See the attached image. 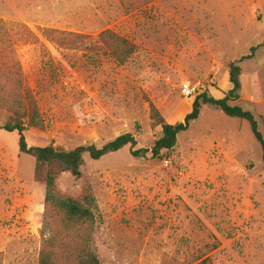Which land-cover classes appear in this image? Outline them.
<instances>
[{"label":"rangeland","instance_id":"rangeland-1","mask_svg":"<svg viewBox=\"0 0 264 264\" xmlns=\"http://www.w3.org/2000/svg\"><path fill=\"white\" fill-rule=\"evenodd\" d=\"M0 21V64L20 65L27 102L44 121L25 132L31 147L101 148L131 133L136 149H151L162 129L150 103L167 123L182 122L196 96L224 97L229 64L252 48L233 105L252 112L264 135V0H156L132 12L119 0H0ZM47 28L89 39L63 50L44 38ZM106 30L136 45L126 64L90 48ZM184 84L195 89L189 98ZM10 116L0 109L1 124ZM18 142L0 130L1 264H39L43 250L65 263V246L87 238L100 264H264L262 147L248 122L204 106L160 157H134L130 146L100 160L85 154L82 176L63 173L54 188L83 206L94 199L93 229L79 237L47 212V170Z\"/></svg>","mask_w":264,"mask_h":264},{"label":"trees","instance_id":"trees-1","mask_svg":"<svg viewBox=\"0 0 264 264\" xmlns=\"http://www.w3.org/2000/svg\"><path fill=\"white\" fill-rule=\"evenodd\" d=\"M124 9L128 12L135 11L138 7L145 6L156 0H119ZM2 26H6L5 21H0ZM44 38L63 50L78 51L83 47V41L89 38L85 35L67 32L52 28L42 31ZM101 43L102 46L98 44ZM93 45V46H92ZM107 48L114 59L121 65L135 53L137 47L130 40L111 31H103L94 41L90 48L92 51ZM257 48H252L250 54L242 57L238 62L229 64V82L231 88L223 98L217 99L209 92H204L195 97L191 111L185 116L184 120L177 124H169L161 116L156 107L150 103V118L162 129V136L155 142L151 149H136L137 142L133 134L126 133L118 136L113 141L108 142L101 148L95 145L80 146L73 150H58L53 146L31 147L26 139L25 132L28 129H44V121L40 110L35 103L27 102V95L24 87L21 67L18 63L14 64L15 70L5 69L0 64V109L11 114L10 119L5 123H0V130L8 133L17 132L19 136V150L36 160L37 168L45 167L46 175V198L45 206L47 212H51L61 217L66 230L75 233L74 237H79L81 232L93 229L96 218V204L92 197H87L86 206L79 202L63 198L54 191L55 184L59 176L63 173H70L79 179L82 176L81 169L85 164L84 155L88 154L92 160H100L106 155L118 152L126 146L131 147V154L134 157H146L149 153L153 157H160L164 151H173L177 145L180 133L189 130L191 124L198 120L202 108L209 106L215 110L223 112L225 115L238 118L248 122L251 126L255 139L262 147V160L264 168V135L259 128V124L254 114L246 111L240 106L233 105L241 97V74L240 63L253 58ZM88 239V238H87ZM87 239L83 242H74L66 247L70 256L67 262L61 263L52 259V252L43 250L40 255L39 264H100L96 253L90 248ZM52 248V241H49ZM219 244L211 247V251L217 249ZM213 264L209 258H197L190 264ZM1 264V263H0Z\"/></svg>","mask_w":264,"mask_h":264},{"label":"built area","instance_id":"built-area-1","mask_svg":"<svg viewBox=\"0 0 264 264\" xmlns=\"http://www.w3.org/2000/svg\"><path fill=\"white\" fill-rule=\"evenodd\" d=\"M183 94L189 98L194 93L195 89L192 88L189 84H184L182 88Z\"/></svg>","mask_w":264,"mask_h":264}]
</instances>
